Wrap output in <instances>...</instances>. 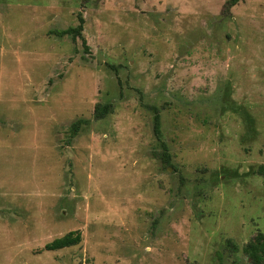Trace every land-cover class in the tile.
<instances>
[{"label":"rangeland","instance_id":"obj_1","mask_svg":"<svg viewBox=\"0 0 264 264\" xmlns=\"http://www.w3.org/2000/svg\"><path fill=\"white\" fill-rule=\"evenodd\" d=\"M225 2L0 0V264H251L264 0Z\"/></svg>","mask_w":264,"mask_h":264},{"label":"trees","instance_id":"obj_2","mask_svg":"<svg viewBox=\"0 0 264 264\" xmlns=\"http://www.w3.org/2000/svg\"><path fill=\"white\" fill-rule=\"evenodd\" d=\"M239 0H226L223 6V11L226 13L232 6H234ZM83 30V17L78 15V24L75 26H69L65 29H58L54 31V34L58 36L68 35L72 39L77 36L82 37ZM110 104H96L94 109V118L99 119L104 117L110 111ZM89 121L87 119H76L69 126V138L72 139L78 134L83 125H86ZM153 134L157 139H160V114L158 108L153 107ZM161 152L154 154L159 158L160 162L163 164H171V156L169 154L167 145L164 141H161ZM256 173L262 177L264 181V165H259L256 169ZM81 240V235L78 231L72 230L62 236L56 237L44 245L46 250H58L61 248L73 246L79 243ZM228 244L231 248L236 249L233 243ZM242 252L250 260L251 264H264V233L258 232L253 239L245 243L242 248Z\"/></svg>","mask_w":264,"mask_h":264}]
</instances>
